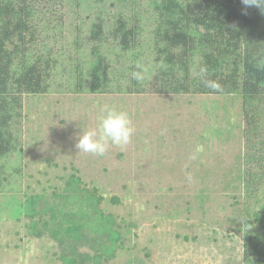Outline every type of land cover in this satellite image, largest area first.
Listing matches in <instances>:
<instances>
[{
	"label": "rangeland",
	"instance_id": "1",
	"mask_svg": "<svg viewBox=\"0 0 264 264\" xmlns=\"http://www.w3.org/2000/svg\"><path fill=\"white\" fill-rule=\"evenodd\" d=\"M151 1L107 0L99 7L93 0H63L57 10V0H38L31 50L51 57L52 84L23 96L13 124L19 148L2 160L10 173L0 190V264H64L57 241L30 234L28 220L13 216L5 203L12 195L18 203L31 193L51 197L73 172L103 198L98 207L113 215L122 235L112 256L92 264H244L245 218L264 211V199L258 202L264 138H248L238 94L164 90L154 61ZM120 15L141 28L127 50L111 35ZM98 16L111 61L107 92L89 91L90 28ZM78 72L85 75L81 91L75 90ZM106 104L132 116L131 143L109 147L103 157L79 152V134L97 127ZM258 112L264 122V96ZM254 186L262 193L252 194ZM79 251L94 254L88 244Z\"/></svg>",
	"mask_w": 264,
	"mask_h": 264
},
{
	"label": "trees",
	"instance_id": "2",
	"mask_svg": "<svg viewBox=\"0 0 264 264\" xmlns=\"http://www.w3.org/2000/svg\"><path fill=\"white\" fill-rule=\"evenodd\" d=\"M106 1L93 0L99 7ZM37 2L0 0V190L10 173L2 160L19 148L13 124L21 115L22 98L25 94L45 93L52 84L51 57L31 50L37 44L33 37ZM62 2L57 0V10ZM151 4L157 21L154 61L164 90L238 94L243 98L248 138H264L262 113L258 112L264 96V10L245 9L241 0H152ZM104 27L100 16L91 22L90 38L95 44L87 67L90 92H107L111 86V61L102 50L106 43ZM140 29L139 22L130 24L120 15L111 35L127 50ZM197 58L200 61L195 69ZM77 74L75 90L81 91L85 75ZM135 81L138 83V79ZM211 82L219 84L220 90L209 87ZM250 191L254 195L261 192L256 186ZM97 193L82 186L73 172L63 189L53 191L51 197L31 193L18 203L12 195L5 204L13 216L28 220L30 234L39 238L49 235L57 241L64 264H92V260L112 256L122 237L113 215L98 207L103 198ZM262 194L258 202L264 199ZM69 206L76 210L71 212ZM245 219L244 264H264V211L256 209ZM84 244L94 254L80 252Z\"/></svg>",
	"mask_w": 264,
	"mask_h": 264
},
{
	"label": "clouds",
	"instance_id": "3",
	"mask_svg": "<svg viewBox=\"0 0 264 264\" xmlns=\"http://www.w3.org/2000/svg\"><path fill=\"white\" fill-rule=\"evenodd\" d=\"M245 9L258 8L264 10V0H241ZM136 79H140L138 74H134ZM215 90H220V85L214 82L208 84ZM135 126L132 116L124 110L111 105L101 107L99 123L95 129L83 131L79 134L76 148L79 152L89 153L103 157L109 147L123 149L132 141L135 134ZM188 180L191 182L192 177Z\"/></svg>",
	"mask_w": 264,
	"mask_h": 264
}]
</instances>
